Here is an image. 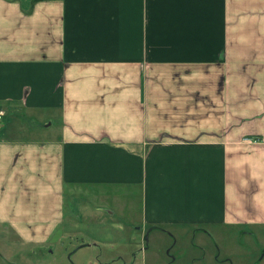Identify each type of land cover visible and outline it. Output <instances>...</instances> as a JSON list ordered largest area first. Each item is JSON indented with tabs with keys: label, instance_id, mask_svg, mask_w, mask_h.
I'll return each mask as SVG.
<instances>
[{
	"label": "crops",
	"instance_id": "obj_1",
	"mask_svg": "<svg viewBox=\"0 0 264 264\" xmlns=\"http://www.w3.org/2000/svg\"><path fill=\"white\" fill-rule=\"evenodd\" d=\"M0 109V264H114L66 201L118 187L143 240L264 228V0H0Z\"/></svg>",
	"mask_w": 264,
	"mask_h": 264
},
{
	"label": "rangeland",
	"instance_id": "obj_2",
	"mask_svg": "<svg viewBox=\"0 0 264 264\" xmlns=\"http://www.w3.org/2000/svg\"><path fill=\"white\" fill-rule=\"evenodd\" d=\"M127 189L118 187L117 190L122 192L121 196L107 190L95 199H88L84 194L70 197L66 201V211L74 204H79L78 207L81 208L86 203L100 206L101 210L95 217L68 221L66 231L76 232L73 236L82 235V240L87 243L90 240L92 243L105 240L100 247H110L111 255L116 257L114 264H226L224 259H228L229 264H264V228L251 229L250 235H242L237 230L221 231L219 234L211 233V238L199 235L200 232L181 233L176 239L150 233L143 240L140 232L136 230L140 225L138 191L126 196L124 193ZM76 213L80 214L82 210ZM76 239L72 242L62 239L61 242L51 245L48 254L45 253L42 258L37 257V263L24 258L15 263L93 264V259L88 258L84 254L86 252H81L86 248L71 254V244L75 248L79 247ZM108 240H112L111 246L107 243Z\"/></svg>",
	"mask_w": 264,
	"mask_h": 264
},
{
	"label": "built area",
	"instance_id": "obj_3",
	"mask_svg": "<svg viewBox=\"0 0 264 264\" xmlns=\"http://www.w3.org/2000/svg\"><path fill=\"white\" fill-rule=\"evenodd\" d=\"M4 117H5V111L0 109V124L2 123ZM252 142H254V140Z\"/></svg>",
	"mask_w": 264,
	"mask_h": 264
}]
</instances>
